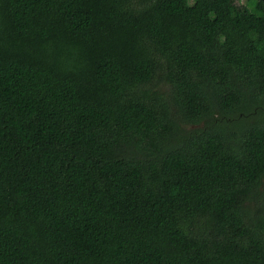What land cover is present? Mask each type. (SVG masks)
Segmentation results:
<instances>
[{"label": "trees", "instance_id": "obj_1", "mask_svg": "<svg viewBox=\"0 0 264 264\" xmlns=\"http://www.w3.org/2000/svg\"><path fill=\"white\" fill-rule=\"evenodd\" d=\"M0 264H264L262 0H0Z\"/></svg>", "mask_w": 264, "mask_h": 264}, {"label": "water", "instance_id": "obj_2", "mask_svg": "<svg viewBox=\"0 0 264 264\" xmlns=\"http://www.w3.org/2000/svg\"><path fill=\"white\" fill-rule=\"evenodd\" d=\"M263 1V3H264V0H262Z\"/></svg>", "mask_w": 264, "mask_h": 264}]
</instances>
